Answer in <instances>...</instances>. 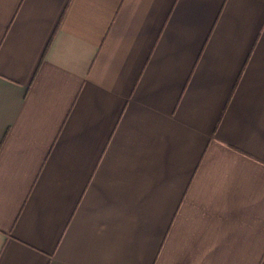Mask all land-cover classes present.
Listing matches in <instances>:
<instances>
[{
	"label": "crops",
	"instance_id": "obj_1",
	"mask_svg": "<svg viewBox=\"0 0 264 264\" xmlns=\"http://www.w3.org/2000/svg\"><path fill=\"white\" fill-rule=\"evenodd\" d=\"M0 264H264V0H0Z\"/></svg>",
	"mask_w": 264,
	"mask_h": 264
}]
</instances>
